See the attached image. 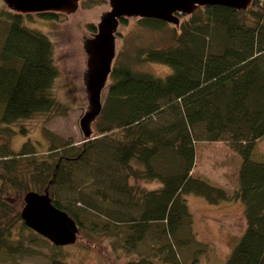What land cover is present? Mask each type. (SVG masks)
<instances>
[{
	"label": "trees",
	"instance_id": "16d2710c",
	"mask_svg": "<svg viewBox=\"0 0 264 264\" xmlns=\"http://www.w3.org/2000/svg\"><path fill=\"white\" fill-rule=\"evenodd\" d=\"M23 21V15L0 8V131L8 130V138L12 127L27 133V119L48 122L67 108L54 94L59 67L52 40ZM141 22L167 25L155 18ZM88 28L95 32L96 24ZM174 29V44L140 51L141 61L168 64L170 74L113 66L93 138L75 144L43 128L47 151L31 140L17 150L9 140L0 142L1 257L35 253L30 239L48 247L57 263L67 246L23 220L24 196L34 191L48 193L76 221L77 240L86 232L95 244L92 232L102 226L99 233L117 234L125 253L136 247L139 255L128 264H199L197 252L206 251L207 243L193 230L188 195L211 204L230 197L190 175L194 142L225 140L241 155L232 199L243 203L246 227L224 264H264V161L253 159L264 137V0L244 12L207 6ZM132 177L161 185L131 184ZM115 209L128 217L120 219L125 229L115 220H94L103 211L121 217Z\"/></svg>",
	"mask_w": 264,
	"mask_h": 264
},
{
	"label": "rangeland",
	"instance_id": "374dc122",
	"mask_svg": "<svg viewBox=\"0 0 264 264\" xmlns=\"http://www.w3.org/2000/svg\"><path fill=\"white\" fill-rule=\"evenodd\" d=\"M6 6V3L0 0V8ZM108 9L107 0H84L75 12L67 14L66 17L60 15L51 18L39 14L24 16L23 22L27 27L47 34L55 46L54 57L59 74L55 79L53 93L67 106L66 114L56 115L48 122H44L41 117L27 119L24 122L29 128L27 133L9 127L13 133L8 138L4 135L9 134L8 130L0 131L2 133L0 142L9 140L10 146L17 150L25 141L31 140L38 150L47 151L48 143L43 128L69 138L75 144H80L82 139H85L80 127V119L89 105V94L85 84L88 65L85 41L94 36L88 25L92 22L98 23L101 15ZM187 18L190 17H184L182 22ZM174 28V24H167L164 28L146 27L137 18H128L120 22L116 33L117 39L115 36V64L126 63L139 71L166 76L172 71L170 65L157 61H141L140 51L166 48L174 44ZM109 81L110 78L107 79V82ZM196 150L199 161L192 170V175L224 190L230 197L221 203L211 204L202 196L194 193L188 195V204L194 219L193 230L199 240L207 243V250L197 252V257L200 259L199 264H224L246 227L243 203L239 199H232L239 187L237 177L242 162L241 155L226 141L197 142ZM253 159L264 161V137L257 140ZM129 182L139 183L147 188L160 186L157 180H136L132 177ZM106 208L108 206H104V209ZM117 211L121 217L117 218L115 214L114 217H109L103 211L99 212L94 220L96 222L115 220L120 230L125 229L127 222L121 223L120 219L128 217ZM101 227L92 232L95 244L91 243L87 233L83 232L75 243L59 250L60 257L57 263L51 258L52 253L48 247L35 244L36 241L29 239L28 246L35 250V253L17 255L14 259L11 256H0V264H128L131 259L138 257L136 247L132 248L130 253H125L123 250L127 247L122 245V240L116 237L117 234L110 235L106 231L100 234L98 230ZM143 243L142 241L140 245L142 251L146 247ZM184 248H188V245Z\"/></svg>",
	"mask_w": 264,
	"mask_h": 264
},
{
	"label": "water",
	"instance_id": "95a60500",
	"mask_svg": "<svg viewBox=\"0 0 264 264\" xmlns=\"http://www.w3.org/2000/svg\"><path fill=\"white\" fill-rule=\"evenodd\" d=\"M19 14L75 12L84 0H3ZM106 10L97 23L94 36L85 41L88 54L85 84L89 105L80 119L85 138L92 135V124L102 110V95L116 55L115 36L123 17L155 18L179 25L180 15L223 5L238 11L248 10L255 0H107ZM21 215L25 223L56 245H68L77 240L78 225L64 210L55 206L48 193L29 191L24 196Z\"/></svg>",
	"mask_w": 264,
	"mask_h": 264
},
{
	"label": "bare ground",
	"instance_id": "6f19581e",
	"mask_svg": "<svg viewBox=\"0 0 264 264\" xmlns=\"http://www.w3.org/2000/svg\"><path fill=\"white\" fill-rule=\"evenodd\" d=\"M255 2V1H254ZM254 4V3H253ZM238 11V10H237ZM239 12H242V11H239ZM56 13V12H55ZM59 13V12H58ZM60 14H62V13H60ZM21 15H23V16H27V17H29V14H21ZM62 15H67V14H62ZM142 23V22H141ZM90 24H94V22H92V23H90ZM143 24V23H142ZM144 25V24H143ZM146 27H147V25H145ZM116 56V55H115ZM115 59V58H114ZM115 65V62H114V60H113V63H112V66H111V71H112V69H113V66ZM171 73V72H170ZM169 73V74H170ZM110 74H111V72H110ZM110 74H109V77H108V79L110 78L111 79V77H110ZM168 75V74H167ZM110 82V81H109ZM109 82H106V84H105V87H104V90L106 89H108V84H109ZM105 92V91H104ZM94 137V135H93V129H92V135L89 137V138H85V140H87V139H90V138H93ZM216 141H225V140H216ZM196 142L197 141H195L194 142V145H195V162H194V165H193V167H192V169L190 170V175H192V170L194 169V167H195V164H196V157H197V150H196ZM227 142V141H226ZM228 143V142H227ZM233 148V147H232ZM234 149V148H233ZM193 176V175H192ZM194 177V176H193ZM196 178V177H195ZM159 183H160V185H161V182L159 181V180H157Z\"/></svg>",
	"mask_w": 264,
	"mask_h": 264
},
{
	"label": "flooded vegetation",
	"instance_id": "af4514ba",
	"mask_svg": "<svg viewBox=\"0 0 264 264\" xmlns=\"http://www.w3.org/2000/svg\"><path fill=\"white\" fill-rule=\"evenodd\" d=\"M48 14H51L50 15V17L51 18H57V17H59L60 15L62 16V17H66V16H68V15H62V14H60V13H58V12H53V13H47L46 15H48ZM186 16H190V15H182L181 16V21L180 22H182V19L184 18V17H186ZM131 18H137L138 20H139V22H141L143 19L142 18H140V17H131ZM126 19H128V17H124V18H122L121 19V22H123V21H125ZM188 19V18H187ZM177 28H179V27H177ZM116 39H117V34H116Z\"/></svg>",
	"mask_w": 264,
	"mask_h": 264
},
{
	"label": "crops",
	"instance_id": "0c3cea01",
	"mask_svg": "<svg viewBox=\"0 0 264 264\" xmlns=\"http://www.w3.org/2000/svg\"><path fill=\"white\" fill-rule=\"evenodd\" d=\"M197 142H202V141H197ZM197 142H196V143H197ZM198 158H199V156H198V154H197V157H196V164H195V166L197 165V163H198V161H199ZM194 168H195V167H194Z\"/></svg>",
	"mask_w": 264,
	"mask_h": 264
},
{
	"label": "clouds",
	"instance_id": "9594fccd",
	"mask_svg": "<svg viewBox=\"0 0 264 264\" xmlns=\"http://www.w3.org/2000/svg\"><path fill=\"white\" fill-rule=\"evenodd\" d=\"M50 13H53V12H50ZM45 14H47V13H43L42 15L45 16ZM96 30H97V29H96ZM95 32H96V31H95ZM95 32H93V33H95Z\"/></svg>",
	"mask_w": 264,
	"mask_h": 264
}]
</instances>
